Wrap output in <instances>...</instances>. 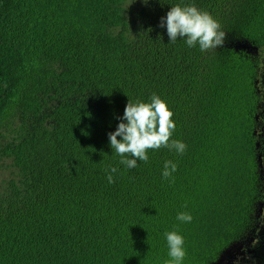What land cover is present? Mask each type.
I'll return each instance as SVG.
<instances>
[{
  "label": "trees",
  "instance_id": "trees-1",
  "mask_svg": "<svg viewBox=\"0 0 264 264\" xmlns=\"http://www.w3.org/2000/svg\"><path fill=\"white\" fill-rule=\"evenodd\" d=\"M177 4L208 12L224 45L169 42ZM261 77L264 0H0V264H165L171 231L181 264L253 240L264 264ZM153 94L186 149L128 169L108 134Z\"/></svg>",
  "mask_w": 264,
  "mask_h": 264
},
{
  "label": "clouds",
  "instance_id": "clouds-1",
  "mask_svg": "<svg viewBox=\"0 0 264 264\" xmlns=\"http://www.w3.org/2000/svg\"><path fill=\"white\" fill-rule=\"evenodd\" d=\"M133 2V0H132ZM146 2V0H145ZM166 25L169 42H176L177 38H186L189 47L199 45L202 51L216 49L224 45L226 33L221 25L208 12L197 9L194 5L171 6L166 17L160 20V27ZM173 112L168 108L166 102L159 96L153 94L150 102L128 100L121 122L116 130L108 134L111 149H115L121 157L119 163L128 169L137 167V161L147 163L149 149L161 147L174 148L177 153L182 154L186 145L179 140H171L175 123L172 120ZM120 137L121 139H117ZM131 158H128V157ZM177 169L172 161H165L162 171L163 178H169ZM108 171V182L113 183L112 173L118 169L111 167ZM177 219L182 222H191L192 217L188 213H179ZM169 248L168 255L171 258L165 264H181L186 253L183 248L184 239L176 231L165 234Z\"/></svg>",
  "mask_w": 264,
  "mask_h": 264
},
{
  "label": "flooded vegetation",
  "instance_id": "flooded-vegetation-1",
  "mask_svg": "<svg viewBox=\"0 0 264 264\" xmlns=\"http://www.w3.org/2000/svg\"><path fill=\"white\" fill-rule=\"evenodd\" d=\"M262 83V86L259 87V84ZM256 84H257V87H258V90L260 91L261 93V97L263 98L264 100V84H263V77H261V79H256ZM264 110V107L263 109L261 110V113L260 115L262 114V111ZM256 120H258V123L262 121L261 118L258 119V117L256 116ZM257 128H259L260 131H262V127H259V125H257ZM264 128V126H263ZM258 130H256V134H257ZM262 155V154H261ZM259 164H260V167H261V171H262V180H263V184H264V176H263V173H264V160H263V157H261V159H259ZM260 206H259V210H260V213H262V210H263V206H264V201H260L259 202ZM251 242V241H250ZM254 242V240L252 241V243ZM254 248L255 247H245V246H241L240 245V250L234 255V256H230L228 259H226L223 264H234V259L238 258V257H241L243 255H248V254H254L255 251H254Z\"/></svg>",
  "mask_w": 264,
  "mask_h": 264
},
{
  "label": "rangeland",
  "instance_id": "rangeland-1",
  "mask_svg": "<svg viewBox=\"0 0 264 264\" xmlns=\"http://www.w3.org/2000/svg\"><path fill=\"white\" fill-rule=\"evenodd\" d=\"M264 113V112H263ZM258 133H259V129H258ZM264 176V173H263ZM261 223L259 225V229L262 230V227L264 226V213L261 216ZM254 244V242L249 246L252 247ZM262 247L260 246L259 248H257L258 252L261 253L264 251V246L263 249H261ZM234 264H261L260 260L257 259L254 255L252 254H248V255H243L241 257H238L236 259H234Z\"/></svg>",
  "mask_w": 264,
  "mask_h": 264
},
{
  "label": "water",
  "instance_id": "water-1",
  "mask_svg": "<svg viewBox=\"0 0 264 264\" xmlns=\"http://www.w3.org/2000/svg\"><path fill=\"white\" fill-rule=\"evenodd\" d=\"M256 146H258V142H256ZM258 158L260 159L261 155H258ZM239 250L240 246L234 245L231 248L224 250L216 264H223L226 259H228L230 256H234Z\"/></svg>",
  "mask_w": 264,
  "mask_h": 264
}]
</instances>
